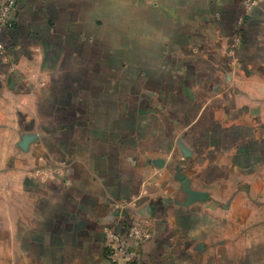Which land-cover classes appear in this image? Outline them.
<instances>
[{
  "label": "crops",
  "instance_id": "obj_1",
  "mask_svg": "<svg viewBox=\"0 0 264 264\" xmlns=\"http://www.w3.org/2000/svg\"><path fill=\"white\" fill-rule=\"evenodd\" d=\"M246 1L18 0L13 28L0 31V192L18 180L14 197L31 212L15 258L115 264L106 229L126 236L122 204L151 235L137 264H224V202L264 169V0ZM102 33L130 58L126 70L162 74L156 92L125 94L123 145L118 127L87 140L99 126L88 101L117 67ZM53 156L70 164L71 185L27 176Z\"/></svg>",
  "mask_w": 264,
  "mask_h": 264
},
{
  "label": "rangeland",
  "instance_id": "obj_2",
  "mask_svg": "<svg viewBox=\"0 0 264 264\" xmlns=\"http://www.w3.org/2000/svg\"><path fill=\"white\" fill-rule=\"evenodd\" d=\"M245 6L252 10L257 4L254 0H247ZM246 19L240 20V27H244ZM240 32H243L242 28ZM241 33L238 35V39L236 38V45L243 41L244 37ZM107 38L109 37L102 33L101 43L108 49V56L117 63V67L111 69L109 77L101 80V85L97 89L98 95L92 96L91 100L88 101L89 112L92 115L88 122L91 126H93L92 124L99 126L96 125L95 130L89 131L90 138L87 140L92 143L93 140L107 139L110 135L106 131L110 127H118L117 134L121 138L117 139V143L123 145L122 140L124 138H122V133L119 130L123 128V122L120 118L123 119L124 115L120 113L121 111L125 112L123 109L125 94L128 93L127 96L134 99L136 93L141 91L156 92V78L162 74L155 72V70H159L155 67H153L154 69L150 67L144 69L143 73L140 68L126 70L125 59H128V56L126 57L125 53L114 50L112 43L110 48ZM165 54L164 57L166 58L171 53L167 54L166 52ZM161 58L160 56L159 59ZM144 59L156 60L157 57L149 56L147 58L145 54ZM131 92L135 94L130 96ZM43 134L40 133L36 137L41 140L44 137ZM28 138L27 134L23 135V140L19 145V148L24 152L30 150V145H24ZM86 144L84 147L85 155H91L93 148ZM83 146L84 143L80 142L79 149ZM40 152L44 153V148ZM9 166L12 167L11 171H13L16 165L9 164ZM69 168V163L61 161L56 156H53L51 160L47 159V161L41 158L37 164L34 163L27 170V176L37 182H63L69 186L72 183L67 177ZM255 178L256 180L240 182L236 185L234 189L236 194L232 198L228 197L230 200L224 202V221L227 220L230 223V228H226L224 232V264H264V169L262 173H257ZM17 182L19 181L13 177L8 181L1 182L2 186L5 184L7 190L0 192V264H26L23 260L19 261L18 257H14V239L23 238L28 230L31 214L29 205L25 203L24 199L18 195L14 197L13 188ZM234 204H237L235 210L233 209ZM15 205L17 209L14 210ZM23 208H26V211L23 212Z\"/></svg>",
  "mask_w": 264,
  "mask_h": 264
},
{
  "label": "built area",
  "instance_id": "obj_3",
  "mask_svg": "<svg viewBox=\"0 0 264 264\" xmlns=\"http://www.w3.org/2000/svg\"><path fill=\"white\" fill-rule=\"evenodd\" d=\"M18 9V0H0V31L13 28L15 16ZM5 47L0 43V58L4 54ZM117 222L127 230L126 236L120 234L114 228L106 229L107 246L109 259L115 264H137L139 255L136 247L142 241L149 239V232L136 222H126V208L122 204L115 207Z\"/></svg>",
  "mask_w": 264,
  "mask_h": 264
}]
</instances>
